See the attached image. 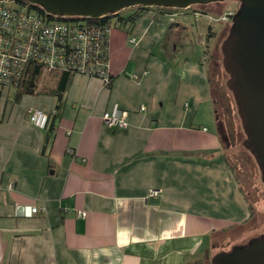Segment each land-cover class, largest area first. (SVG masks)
Masks as SVG:
<instances>
[{"label": "crops", "instance_id": "obj_1", "mask_svg": "<svg viewBox=\"0 0 264 264\" xmlns=\"http://www.w3.org/2000/svg\"><path fill=\"white\" fill-rule=\"evenodd\" d=\"M185 13L151 7L113 28L111 85L75 73L59 109L52 93L0 84V264H210L216 236L251 220ZM115 104L124 128L103 124Z\"/></svg>", "mask_w": 264, "mask_h": 264}, {"label": "water", "instance_id": "obj_2", "mask_svg": "<svg viewBox=\"0 0 264 264\" xmlns=\"http://www.w3.org/2000/svg\"><path fill=\"white\" fill-rule=\"evenodd\" d=\"M222 0H29L49 14L99 18L143 6L189 8ZM229 36L222 44L224 66L248 138L243 143L255 155L264 181V0H239ZM211 264H264V233L230 251L215 254Z\"/></svg>", "mask_w": 264, "mask_h": 264}, {"label": "built area", "instance_id": "obj_3", "mask_svg": "<svg viewBox=\"0 0 264 264\" xmlns=\"http://www.w3.org/2000/svg\"><path fill=\"white\" fill-rule=\"evenodd\" d=\"M15 6L16 0H0L1 84L8 86L13 78H21L28 61L42 62L49 69L70 66L75 73L108 80V57L102 46L104 31L101 28L88 31L77 24L72 25L69 23L71 16H66L70 20L49 23L45 16L34 14L28 8L17 10ZM112 29L108 26L106 32L111 33ZM131 41L135 42L136 37ZM127 114L115 104L112 110L104 112L103 124L109 128H124L128 124ZM29 119L36 126L46 128L49 114L35 108L30 110ZM155 193L157 191L152 194ZM39 210L36 205L18 204L15 213L32 217ZM79 213L86 214L85 211Z\"/></svg>", "mask_w": 264, "mask_h": 264}, {"label": "rangeland", "instance_id": "obj_4", "mask_svg": "<svg viewBox=\"0 0 264 264\" xmlns=\"http://www.w3.org/2000/svg\"><path fill=\"white\" fill-rule=\"evenodd\" d=\"M238 7L239 0H222L219 4L193 5L188 10L177 9L189 12L179 16L180 18L185 16L188 24L192 27L190 35L184 33V37L188 35L191 39L195 35V39L192 38L187 43L192 42L193 51H200L202 56L207 52L206 62L211 84L216 99H218L219 121L222 124L220 128L224 132L222 140L226 159L238 176L243 190L248 194L252 209V218L249 222L216 236V240L208 251L210 264L213 256L218 252L230 251L234 245L246 244L252 238L264 233V181L255 155L243 143L248 137L234 92L227 84L230 73L225 69L223 62L222 44L229 36L232 26V19L227 20L226 13L237 10ZM193 8L204 9L208 13L201 12L200 15H196ZM171 9L175 8H169V10ZM209 32L210 35H208Z\"/></svg>", "mask_w": 264, "mask_h": 264}, {"label": "trees", "instance_id": "obj_5", "mask_svg": "<svg viewBox=\"0 0 264 264\" xmlns=\"http://www.w3.org/2000/svg\"><path fill=\"white\" fill-rule=\"evenodd\" d=\"M15 7L17 10H19L20 8H28L31 10L30 12L34 14H38L39 16L41 15L43 17L45 16L46 20L49 21V23L62 22L63 21L62 19L70 20L71 18V21L69 23H71L72 25L77 24L80 27L84 28L85 30L92 31L94 29L101 28L104 31L102 35V38L104 39L102 46L104 50L107 51L106 58L107 57L109 58V47H110V36H111V33L106 32L107 27L108 26H111L112 28L118 27L127 31H131L133 24L138 19V17L143 13L144 10L150 8L143 6H135V7L123 9L117 13H109L99 18L79 17V16H72L70 18H67L64 16L48 14L40 6L32 5L29 2V0H16ZM208 35H210V32ZM25 71L24 74L21 76V78H13L11 80L12 82H10L8 85L16 90L17 97L19 98L21 95L26 93L27 94H35L42 92L52 93L57 98L56 109H59V105L61 103L60 101L66 91L68 82L71 76L75 74V72H73L70 69V66L49 69L48 65L42 62L28 61L27 70L25 69ZM104 81L108 86L111 85L112 76L108 73V80H104ZM214 97L216 103V117L218 119L219 126H221L222 124L219 121L220 117L217 108L218 99H216V96ZM50 118L51 115L49 114V120L46 126L49 134H51L52 131L55 129L54 121L51 120ZM220 132H221V136H223L224 132L221 130V128H220ZM245 195L249 200V196L246 192Z\"/></svg>", "mask_w": 264, "mask_h": 264}, {"label": "flooded vegetation", "instance_id": "obj_6", "mask_svg": "<svg viewBox=\"0 0 264 264\" xmlns=\"http://www.w3.org/2000/svg\"><path fill=\"white\" fill-rule=\"evenodd\" d=\"M222 1H217V2H213V3H217V4H219V3H221ZM204 6H207V4H203ZM208 5H210V3L208 4ZM198 6H201V5H198ZM239 7H240V1H239ZM238 7V8H239ZM155 8H160V7H155ZM166 9H169V8H166ZM193 9H195V8H193ZM197 10H199V9H195V11H197ZM238 10V9H237ZM237 10H231V12H228V14L229 13H236L237 12ZM200 11H202L203 13H208L207 11H205L204 9L202 10V9H200ZM197 13H199V12H197ZM227 20H229V18L227 17ZM223 56H224V54H223Z\"/></svg>", "mask_w": 264, "mask_h": 264}]
</instances>
